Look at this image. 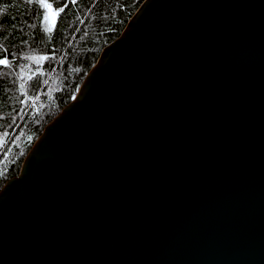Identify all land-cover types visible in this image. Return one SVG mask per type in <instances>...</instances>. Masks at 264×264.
<instances>
[{"label": "water", "instance_id": "water-1", "mask_svg": "<svg viewBox=\"0 0 264 264\" xmlns=\"http://www.w3.org/2000/svg\"><path fill=\"white\" fill-rule=\"evenodd\" d=\"M0 264H264V0H143L0 188Z\"/></svg>", "mask_w": 264, "mask_h": 264}, {"label": "trees", "instance_id": "trees-1", "mask_svg": "<svg viewBox=\"0 0 264 264\" xmlns=\"http://www.w3.org/2000/svg\"><path fill=\"white\" fill-rule=\"evenodd\" d=\"M142 1L0 0V188Z\"/></svg>", "mask_w": 264, "mask_h": 264}, {"label": "snow or ice", "instance_id": "snow-or-ice-1", "mask_svg": "<svg viewBox=\"0 0 264 264\" xmlns=\"http://www.w3.org/2000/svg\"><path fill=\"white\" fill-rule=\"evenodd\" d=\"M26 3H40L44 9H51L52 8V4H49L46 2V0H25ZM72 2H75V0H72ZM64 9L61 8V11H63ZM45 19L48 18L47 14L45 15L44 17ZM49 31H51V29H49ZM43 58V57H41ZM9 60L7 58H3V59H0V65H5L7 66L9 64Z\"/></svg>", "mask_w": 264, "mask_h": 264}, {"label": "rangeland", "instance_id": "rangeland-1", "mask_svg": "<svg viewBox=\"0 0 264 264\" xmlns=\"http://www.w3.org/2000/svg\"><path fill=\"white\" fill-rule=\"evenodd\" d=\"M50 17V16H49Z\"/></svg>", "mask_w": 264, "mask_h": 264}]
</instances>
